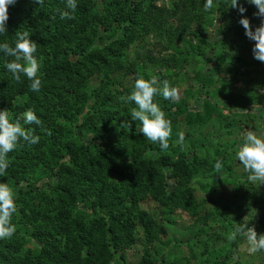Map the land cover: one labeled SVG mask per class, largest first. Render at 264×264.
I'll return each mask as SVG.
<instances>
[{
  "label": "rangeland",
  "instance_id": "obj_1",
  "mask_svg": "<svg viewBox=\"0 0 264 264\" xmlns=\"http://www.w3.org/2000/svg\"><path fill=\"white\" fill-rule=\"evenodd\" d=\"M93 1L95 4L87 7L86 12L110 18L104 1ZM127 1L132 9L149 8L152 16L163 13L162 23H155L142 32L128 28L135 37L119 49L111 43L119 39L127 23L112 22L96 41L87 43L86 49L103 52L111 44L115 56L108 55L102 64L83 69L81 83L63 89L71 103L78 102L80 111L72 115L68 108L63 117L58 107L48 108L52 125L49 131L54 133V139L76 143L84 134L91 135L92 129L100 127L99 111L109 115L115 106H129L119 98L126 96L122 92L133 89L137 78L150 79L155 75L161 84L168 80L172 87H177L180 97L176 102L183 101L182 108L166 115L172 122L170 147L166 151L159 150L158 144L148 141L142 133L139 136L132 133L129 144L137 148L135 160L132 162L127 157L118 161L139 174L137 179L129 175L133 180L131 185L125 175L111 169L108 162L112 153L107 147L97 145H91L92 158L82 156L76 163L66 158L60 161L66 168L62 179H55L50 173L51 163L44 162L46 158L40 159L34 169L27 166L14 173L13 178L6 175L12 189L17 180L18 185L13 190L17 199L32 208L26 209L28 214L21 212L20 201L15 199L17 211L12 223L16 226L15 243L20 254L29 255L40 249L43 240L36 241L33 231L48 228V232L60 236L64 242L67 233L72 236L69 231L74 229L73 219L87 228L96 221L105 225L108 217L104 215L101 221L103 213L96 203L93 204V196L71 203L68 194H61L58 187H76L84 195L87 191L93 192L97 181H102L103 187L112 191V199L120 203L114 213L128 219L132 227L128 236L115 227V235L122 240L114 255L118 259L122 255L126 264H139L146 253L154 261L162 258L164 261L160 263L163 264H264V251L250 252L246 240L239 235L234 241L227 238L238 224L259 228L264 216V206L253 204L257 201L255 191L260 183L248 182V173L236 159L238 146L248 130L264 137V62L254 58L255 42L245 35L239 23L247 17L254 31L263 18L249 13L251 4L247 0H239L246 9L243 14L238 8H230L229 0H213L211 11L204 9L206 0L204 3L188 0L187 18L179 25L181 15L170 16L165 10L175 11L178 4L180 12L182 5H187L184 0ZM177 27L183 30L177 33ZM189 44L194 46L193 51L186 48ZM78 56L70 54L69 59L75 60ZM6 73L1 79L14 83L12 74ZM103 90L115 93L120 103L111 102L110 108L92 94V91ZM81 93L87 99L85 105H79ZM26 97L17 96L15 101L24 103ZM164 100L162 98L159 106L166 114L168 106ZM90 125L94 127L87 130ZM49 131L44 132L42 138L48 139ZM181 132L184 133L182 142ZM181 158L188 161L187 169L191 173V181L186 186L173 176L171 165H166L177 163ZM217 160L223 162L220 174L214 170ZM139 162L141 165L137 167L135 164ZM151 167L156 177H163L164 191L177 193L176 199L160 201L154 195L158 187L155 178L150 177L151 183L142 181L143 173ZM91 171L93 178L90 180L86 177ZM21 187L24 194L17 191ZM188 193L192 205L186 196ZM248 198L253 200L252 204L248 203ZM56 213L62 218L59 230L44 224L46 218ZM143 220H152L155 224L148 231ZM94 236L96 243L101 241L99 235ZM75 239L71 237L72 241ZM27 264H31L30 261Z\"/></svg>",
  "mask_w": 264,
  "mask_h": 264
},
{
  "label": "trees",
  "instance_id": "obj_2",
  "mask_svg": "<svg viewBox=\"0 0 264 264\" xmlns=\"http://www.w3.org/2000/svg\"><path fill=\"white\" fill-rule=\"evenodd\" d=\"M103 1L110 18L107 16L99 17L98 14L89 15L86 12L87 7L95 4L93 0H77V8L73 14L74 19L61 18V13L67 10L66 0H45L43 6L33 3L32 0H17L14 5L9 7L8 32L0 35V43L8 42L14 45L19 34L23 32L29 33L30 38L38 45L35 55L40 64L38 75L42 81V87L38 93L32 91L30 89L31 81L23 75H21V81H15L14 83H9L7 79H1L8 72L5 62L11 58L5 57L3 53H0V111L7 109L10 120L15 122L21 117L19 113L21 114L28 109H32L43 123H47L44 127H42L43 123L41 126L24 125L26 128L34 129L35 134L40 136V141L38 144L29 145L21 140L16 150L8 154L9 167L5 176L13 178L14 173H18L22 169L24 170L27 166V168L34 169V165L40 159L46 158L44 162L51 163L50 173L55 179H62L65 177L66 168L63 164H60V161L66 158L76 163L78 158L82 156L92 158L91 145H97L100 148L107 147L109 152L112 153L109 156L110 161L108 162L112 166L111 169L125 175L127 181H129V185L133 183L132 178H129L130 174L136 177V179L139 176L136 171H133L130 167L127 169L124 164L120 165L118 162L123 161V158L127 157L132 162L135 160L134 151L137 148L129 144L132 133L139 136L136 132L139 122L133 121L130 114V108L136 106L134 103L124 108L115 106V110L110 111L109 115H104L105 111H99L97 116H99L98 122L100 127H97V130L92 129L91 135L88 133L84 134L82 138L76 140V143H63L61 139H54L55 135L53 132L47 137L48 139L42 138L44 132L46 134L47 131L51 130L52 126L50 124V112L48 108L50 110L51 107H58L63 117H66L65 111L68 108L72 110V115L80 111L78 102L71 103L67 95L63 93V89L74 84H80L82 78L84 79L83 69L97 66L108 55H114L113 44L116 46L114 48L119 49L121 46L128 45L133 41L135 33H129L128 28H134V30L137 29L139 32H142L147 31L153 24H161L163 21V13L158 12L152 16L149 8L146 10L132 9L127 0ZM200 1L202 3L205 2V0ZM184 2L187 5H182L183 9L180 12H178V4L175 11L172 9L171 11L165 10L170 16H174V13L181 15L179 25L184 23L183 20L187 18L189 9L188 0H184ZM77 11L80 12V15ZM248 11L251 15L256 16L255 13L258 9L251 4L248 6ZM261 20L259 21L261 22ZM112 22L127 23L125 25L126 29L123 30L119 39L112 40V45L109 44L104 48L106 49L105 52L101 49L100 51L92 48L86 49L87 43L96 41ZM138 25L140 26L137 27ZM175 29L177 33V30H183L180 27ZM237 32L240 33V30L237 29ZM186 48H188V51H193L194 46L189 44ZM70 54H79V56L75 60H70ZM114 60L118 61L117 58H114ZM208 81H211L210 77H208ZM132 91L133 89L130 92H122V95L125 93L129 95ZM92 94L110 108L112 107L109 105H113V102L115 104L120 103V100L116 98L117 95L109 90L92 91ZM22 95L27 96L26 101L24 103L16 102V97ZM83 95L81 93L79 105H85L84 101L87 99ZM162 98V96L157 95L155 102L160 105ZM164 102L168 106L166 115L177 112L183 106V101L172 104H170V100H164ZM67 118L70 119V117ZM88 124L91 123L88 122ZM93 127L90 125L86 129L88 130ZM158 146V149L161 150L159 144ZM187 162L186 159L181 158L177 163H166V165H171L173 176L177 180H180L183 186H186L191 181V173L187 169ZM135 165L138 167L141 164L139 162ZM88 174L86 178H90L91 180L93 178L92 171ZM7 176L4 178L0 176V183H7L9 185ZM150 177H154L158 183V187L154 189V195L157 199L168 202L178 197L177 193L164 191L163 177H156L152 167L143 173L141 179L142 181L151 183ZM14 185L15 187L18 185L17 180H14ZM15 187L13 190L16 189ZM58 187L61 189V194H68L71 203L81 202L83 198H91L93 196V204L96 203L103 213L101 221L104 220V215L108 217L104 221L105 225L96 221L87 228L83 227L77 219H73L74 229L69 232L76 239L72 241V236L70 237V234L67 233L65 237L66 241L64 242L61 241L62 238L60 236L48 232V228L33 231L32 235L34 239L36 241L42 239L43 243L40 249L35 253H30L31 255L20 254V250H18L15 243L16 234H14L11 239L0 240V264H27L28 261L31 264H126L122 255L119 259L114 255V253L118 252L117 250L122 240L115 235V227L118 226L120 232H125L127 236L130 235L132 227L128 219H123L120 216L121 214L114 213L115 207L120 203L115 198L114 200L112 199V191L106 190L103 187L102 181H97L93 192L87 191L84 195L76 187H66L65 185H59ZM176 190L179 191V188ZM17 191L19 194H24L22 187L18 188ZM255 192L257 201L253 204L264 206V185L260 184L256 187ZM161 194L162 197H160ZM186 196L190 198L189 193ZM17 198L18 196H15V199ZM17 200L20 201L19 199ZM190 200L191 198L189 202L192 205ZM247 200L249 204H252L253 200L251 198ZM19 203L21 212L28 214L26 209H32L30 206L22 205L21 201ZM32 214L35 215L34 212ZM61 219L60 214L56 213L54 217L46 218L44 224L51 225L55 230H59ZM261 220L262 225L256 229L258 234H264V216ZM143 222L148 231L155 224L152 220H143ZM95 234L99 235L98 238H101V241H98V243H96ZM163 261L162 258L154 261L146 253L142 256L139 264H163L160 263Z\"/></svg>",
  "mask_w": 264,
  "mask_h": 264
},
{
  "label": "clouds",
  "instance_id": "obj_3",
  "mask_svg": "<svg viewBox=\"0 0 264 264\" xmlns=\"http://www.w3.org/2000/svg\"><path fill=\"white\" fill-rule=\"evenodd\" d=\"M16 2L17 0H0V35L8 32L9 7ZM32 2L43 6L45 0H32ZM247 2L258 9L255 13L257 17L264 18V0H247ZM229 7L238 8L241 14L246 12L239 0H229ZM76 8L77 0H66L67 10L61 13V18L74 19L73 14ZM212 8L213 0H206L205 11H211ZM239 23L245 29V35L255 42L254 58L264 62V19L254 31L247 17H243ZM37 50L38 45L30 38L28 32L19 34L14 45L8 42L0 43V53L11 58L5 62L6 69L18 82L21 81V75L27 77L31 81L30 89L38 93L41 90L42 81L38 75L40 64L35 55ZM157 95L165 100L176 102L179 100L180 90L172 87L168 80H164L161 84L157 76L151 75L150 79L137 78L131 94L121 96L119 99L129 105L133 103L136 105L130 108L132 120L139 122L136 132L143 133L148 141L159 144L161 150L166 151L170 147L172 122L166 118L165 112L155 102ZM42 123L32 109L23 112L15 122L10 120L7 109L0 111V176H3L9 167L8 154L16 150L21 140L29 145L38 144L40 141V136L35 134L34 129L26 128L24 125L41 126ZM48 134L50 135L51 132L49 131ZM179 137L182 142L184 133H179ZM236 159L248 173V182L264 185V137L258 136L251 129L248 130L243 143L238 146ZM222 169L223 162L217 160L214 165L215 172L220 174ZM16 211L13 189L7 183H0V240L11 239L15 234L16 226L12 223V218ZM238 235L246 240L250 252L264 251V234H258L254 226L249 227L247 223L238 224L227 238L229 241H234Z\"/></svg>",
  "mask_w": 264,
  "mask_h": 264
}]
</instances>
